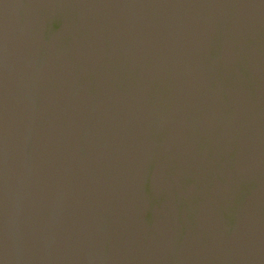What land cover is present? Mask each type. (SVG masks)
<instances>
[{
	"label": "water",
	"instance_id": "water-1",
	"mask_svg": "<svg viewBox=\"0 0 264 264\" xmlns=\"http://www.w3.org/2000/svg\"><path fill=\"white\" fill-rule=\"evenodd\" d=\"M0 264H264V0H0Z\"/></svg>",
	"mask_w": 264,
	"mask_h": 264
}]
</instances>
